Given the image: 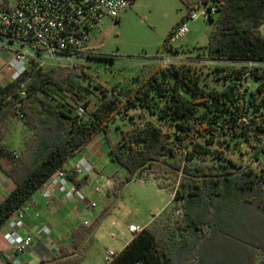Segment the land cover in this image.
I'll return each instance as SVG.
<instances>
[{
  "label": "trees",
  "instance_id": "16d2710c",
  "mask_svg": "<svg viewBox=\"0 0 264 264\" xmlns=\"http://www.w3.org/2000/svg\"><path fill=\"white\" fill-rule=\"evenodd\" d=\"M202 1L219 12L211 19L215 30L209 44L201 49L213 64L212 74L204 72L201 61L167 68L151 63L128 84L108 89L85 65L44 70L32 63L17 81L0 82V172L14 186L0 203V230L59 169L68 170L67 162L103 134L108 157L128 172L126 182L135 177L158 180L162 189L171 190L181 212L163 226L137 232L108 264H176L181 243L186 244L182 252L192 257L188 264H201L195 259L202 257L203 242L220 235L253 240L236 260L251 254L255 258L259 250L264 254V231L249 228V212L264 219V0ZM173 33L164 47L176 54L179 50L170 45ZM248 80L256 83L255 89ZM80 107L85 117L79 116ZM127 116L131 127L112 143L115 122ZM18 119L32 131L19 155L3 143ZM71 180L81 188L88 177L74 175ZM123 183L116 181L115 195ZM109 214L107 207L89 226L80 224L73 231L75 247ZM176 230L181 239L189 235L186 243L174 240ZM85 252L83 247L77 257L54 264H79Z\"/></svg>",
  "mask_w": 264,
  "mask_h": 264
},
{
  "label": "rangeland",
  "instance_id": "374dc122",
  "mask_svg": "<svg viewBox=\"0 0 264 264\" xmlns=\"http://www.w3.org/2000/svg\"><path fill=\"white\" fill-rule=\"evenodd\" d=\"M130 1L131 6L117 22L106 19L92 32L91 36L97 46V52L92 56L90 63L85 64L84 67L96 82L108 89L124 86L137 77L143 67L155 63L164 68V61L167 60L172 63L201 61L206 65L205 73L212 74L214 72L212 62L206 60L205 52L201 49L208 46L210 37L215 30V23L202 17L197 20L188 19L191 11L200 14L205 10L202 0ZM183 21L189 32L180 39L170 40V45L178 49L179 53H168L164 43L171 32ZM261 32L264 35V25L261 27ZM197 53L200 56H197ZM101 56L106 59H99ZM77 66L81 67V65ZM52 68L55 67L48 63L43 69ZM248 85L252 90L256 87V83L251 80H248ZM217 86L219 87V85ZM129 117L115 122L114 127L117 129L110 134L112 143L117 142L122 130L131 127ZM31 134V129L18 119L10 125L3 143L9 150L15 151L19 155L25 151L26 142L30 139ZM97 137L104 139L103 134H98L95 138ZM102 146L104 150L107 149L105 141ZM110 161L103 174L105 177L124 182L118 191L117 199L114 198L110 202L109 215L113 216L114 221L121 220L128 226L130 223L147 220L152 213H156L155 210L160 205L172 202L171 190L163 189L162 194L157 192L161 188L158 180L135 177L130 182H126L128 172ZM90 185L94 188H102L101 182ZM174 203L175 201L165 214L166 221L168 219L173 221L181 215L180 210L175 209ZM102 204L99 201V208L103 207ZM249 213V228L259 232L264 231V219H260L259 214ZM109 215L101 220L102 227L105 229L104 231L115 232L118 236L116 229L110 227L112 220H109ZM252 242L251 237L237 238L233 235H220L212 240H206L203 242L204 246L200 253L207 257V261L204 260L201 264H237L236 254L244 252Z\"/></svg>",
  "mask_w": 264,
  "mask_h": 264
},
{
  "label": "built area",
  "instance_id": "2783aa9c",
  "mask_svg": "<svg viewBox=\"0 0 264 264\" xmlns=\"http://www.w3.org/2000/svg\"><path fill=\"white\" fill-rule=\"evenodd\" d=\"M130 6V0H0V82L17 81L32 63L37 69H43L48 63L54 67L90 63L96 52L92 32L106 19L117 22ZM204 6L205 10L200 14L191 11L188 19L202 17L211 21L218 17L219 12L214 5ZM188 32L183 21L174 29L171 40L180 39ZM164 62V68L172 64L169 60ZM21 94L25 95L23 91ZM17 111L23 117L19 109ZM78 114L85 117V109L80 107ZM93 170V164L80 157L71 169H59L46 182L47 186L44 184L40 188V192L47 200L63 193L67 201L73 198L85 201V194L71 178L74 175L89 177ZM26 215H32L37 220L41 218L40 213L27 202L4 225V239L17 255L27 252L35 241V236L23 237L19 234ZM129 230L132 233L138 231L133 225ZM39 233L49 236L51 230L42 226ZM47 247L54 257L60 255L55 242L49 241ZM115 255L114 250H108L107 263Z\"/></svg>",
  "mask_w": 264,
  "mask_h": 264
},
{
  "label": "crops",
  "instance_id": "0c3cea01",
  "mask_svg": "<svg viewBox=\"0 0 264 264\" xmlns=\"http://www.w3.org/2000/svg\"><path fill=\"white\" fill-rule=\"evenodd\" d=\"M94 46L95 48L97 47L95 43ZM103 142L104 139L95 138L94 141L89 143L78 155L70 159L65 165L66 169H71L74 162L80 157H85L93 164L94 173L88 177L87 184L80 188L85 194V201H80L76 198L67 201L63 193H58L52 199L47 200L43 197L39 189L28 202L32 204L35 211L40 213L41 218L37 220L34 219L32 215H26L24 226L19 230V234L23 237L35 236L33 246L27 252L17 255L14 249L5 241L3 227V229L0 230V264H16L15 262H18V264H54L56 260L66 261L77 257L78 254L81 253V248L83 247H86L85 257L79 264H108L106 260L108 250H114L116 253H119L132 241L135 234L143 228L154 227L156 225L163 226L167 222L165 220V214L170 210L174 202L173 194L171 196V198H173L172 202L160 205L156 208V213H152L147 220L130 223L126 226L123 221H114L113 216L109 215V220H112L110 227L116 229L118 236L115 232L104 231L105 229L102 227L103 224L101 223L93 231L89 239L82 241L80 247H75L73 231L80 224L87 226L92 224L100 217L104 209L110 206V202L113 201L114 198L117 199V195L114 194L113 188L116 181L119 182L120 180L105 177L103 174V171L108 167L110 161L107 149L104 150V145L102 146ZM98 182L102 183V188H94V186L90 185L91 183ZM13 187L11 180L0 172V203L12 191ZM157 192L162 194L163 189L160 188ZM99 201L103 203L102 208H99ZM131 225L138 229L136 233H132L129 230ZM42 226H47L51 230L49 236L39 233ZM187 236L189 235L185 233L181 239V234L176 230L174 240H181L183 243H186L185 237ZM49 241H53L58 245L60 249V255L58 257H54L48 252L47 245ZM185 246L186 244L182 245L181 243V247L176 246L175 256L171 254V256H174L176 264H188L190 262L192 257L190 255L186 256L183 253L184 251L182 252ZM206 258L207 257L204 256H196L195 262L198 260L202 263L204 260L207 261ZM236 263L264 264V254L259 250L255 258H253L251 254L246 258L240 257Z\"/></svg>",
  "mask_w": 264,
  "mask_h": 264
}]
</instances>
